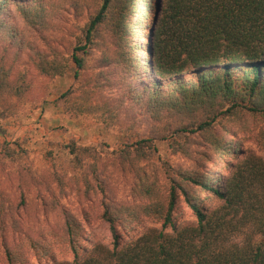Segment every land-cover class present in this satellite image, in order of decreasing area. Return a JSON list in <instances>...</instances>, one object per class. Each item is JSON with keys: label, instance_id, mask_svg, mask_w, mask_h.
<instances>
[{"label": "trees", "instance_id": "obj_1", "mask_svg": "<svg viewBox=\"0 0 264 264\" xmlns=\"http://www.w3.org/2000/svg\"><path fill=\"white\" fill-rule=\"evenodd\" d=\"M86 1L0 0V119L17 114L31 90L26 71L7 66L11 46L27 51L39 74L54 77L74 67V80L83 83L61 94L66 108L114 122L116 106L97 94L100 75L86 73L97 37L110 39L119 101L152 120L148 135L108 152L131 175L133 201L115 199L106 188L100 153L70 142L74 186L85 197L99 186V216L109 224L111 244L90 239L60 201L67 183L57 171L38 174L16 164V206H26L25 195L34 189L42 219L23 230L13 207L6 209L11 204L0 181V223L10 211V225L19 228L14 234L23 238L5 246L9 263L25 264V247L39 258L59 247L75 257L52 264H264V158L243 148L236 133L214 130L239 109L264 114V0H94L80 40L64 57L39 51L23 31L44 29L49 14L79 11ZM155 139L170 140L172 152L190 166L154 158ZM3 151L13 163L21 159L7 142ZM183 205L195 219H179ZM147 220L159 226L133 233Z\"/></svg>", "mask_w": 264, "mask_h": 264}, {"label": "rangeland", "instance_id": "obj_2", "mask_svg": "<svg viewBox=\"0 0 264 264\" xmlns=\"http://www.w3.org/2000/svg\"><path fill=\"white\" fill-rule=\"evenodd\" d=\"M95 4L96 1L87 0L79 11L73 9L56 11L49 14V25L46 28L36 31L24 26L23 31L28 39L37 43L39 51H55L62 57L68 56L73 46L80 40L82 28ZM111 49L110 39H105L100 34L87 56L86 73L92 78L100 75L99 81L103 83V87L97 94L116 106L118 114L114 122L109 120L104 122L92 113L76 114L66 108L61 94L67 89L78 88L83 83V80H74V67L69 66L61 75L48 77L37 72L27 51L15 52L11 46L6 50L7 66L12 72L25 70L31 82V90L20 111L0 119L1 188L6 192L11 204L6 209L11 210L13 207V218H18V215L21 217L19 222L23 230L34 225L32 222L38 223V217L42 219V209L34 189H30L25 195L26 206L21 205L19 209L16 206L19 202V189L14 172L16 164L29 165L38 174H48L56 170L67 183L66 194L59 196L63 206L81 220L90 239L111 244L109 224L99 216L102 208L99 186L94 184L95 190H92L87 197L83 195L81 187L77 189L74 186V168L67 148L70 142L88 146L100 153L102 161L98 163V169L101 171L100 177L106 188L112 191L115 199L125 198L133 201L129 194L132 185L131 175L122 171L113 155L108 152L148 135L152 130V120L145 111L132 106L130 101L125 103L119 101L116 67L112 61ZM1 52H3L2 44ZM104 58L106 61L102 63ZM177 121L178 119H171L173 125ZM214 130L221 133L225 131L236 133V138L242 139L243 148L264 158V114H254L246 109H239L228 117H221L214 124ZM191 136L197 140L201 138L198 133ZM4 142L15 149L18 153L15 157L20 155L21 159L17 158L18 161L13 163L3 151ZM154 146L156 149L154 158L158 156L173 166L179 164L190 166V161L182 154L172 152L170 140L155 139ZM188 146L190 150L196 148L194 143H189ZM182 208L184 213L179 219H195V215L185 205ZM49 214L54 220L56 215H59V211L55 209ZM8 215L3 223H0V264H10L4 251L5 246H12L23 240L22 237L15 236L14 231L19 228L10 225V222L14 221ZM150 225L159 226L158 223L147 220L133 233ZM25 251V264H52L55 260H72L75 257L71 251L59 247L52 250L51 256L40 258L31 248L25 247Z\"/></svg>", "mask_w": 264, "mask_h": 264}]
</instances>
